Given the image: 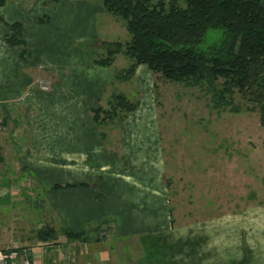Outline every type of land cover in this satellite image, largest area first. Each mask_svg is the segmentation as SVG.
<instances>
[{"label":"crops","instance_id":"obj_1","mask_svg":"<svg viewBox=\"0 0 264 264\" xmlns=\"http://www.w3.org/2000/svg\"><path fill=\"white\" fill-rule=\"evenodd\" d=\"M101 4L8 0L0 6V122L6 119L0 132L1 164L13 169L17 161L35 180L50 186L73 185L46 193L62 230L87 232L89 237L109 233L126 243L123 258L116 254L112 238L108 243L97 235L87 242L70 240L65 233L55 237L53 244L75 255L77 264H264V204L214 216L184 212L180 206L175 217L156 131L147 128L144 115L128 113L123 118L126 127L115 159L111 145L102 140L105 134L89 123L92 105H111L125 92L113 93L116 76L108 67L92 64L93 53L80 47L100 38L99 15L104 22L113 21ZM15 22L24 24L23 35L35 59L23 61L18 47L5 41L7 24ZM143 66L137 67L136 76L146 72L140 71ZM36 70L51 82L44 90L34 89ZM113 116L102 114L98 121ZM14 181L6 172L0 177V202L18 198L13 188L18 179ZM41 261L35 259L34 264Z\"/></svg>","mask_w":264,"mask_h":264},{"label":"rangeland","instance_id":"obj_2","mask_svg":"<svg viewBox=\"0 0 264 264\" xmlns=\"http://www.w3.org/2000/svg\"><path fill=\"white\" fill-rule=\"evenodd\" d=\"M101 3L104 6L103 0ZM106 15L113 21L104 22V15L98 16L97 30L100 38L80 47L85 53H93L91 62L95 65H98L95 60L107 56L110 50H116L113 64L108 67L116 76L117 72L128 68L133 62L125 54L131 35L122 17L111 13ZM215 37L216 33L210 30L203 45L211 44ZM115 42L121 43L117 45ZM143 65L140 71L145 68L146 72L140 74L141 77L135 75L128 81L116 80V91L113 92L118 94L125 91L122 95L128 96L132 103H138L137 109L118 110L119 114H114L104 122L89 119L95 131L99 129L105 134L102 140H106L108 146L111 145L113 158L117 157L114 150L121 147V130L126 127L123 118L128 113L144 115V121L149 124L147 128L156 131L153 134L157 137L158 148L166 164L164 178L170 185L175 217L180 206L184 212L214 216L235 212L250 204H264V127L259 109L253 108V104L246 101L238 91L232 99L228 96L229 105H225V101L218 107L212 86L206 83L194 85L169 81ZM36 74V79L31 75L36 81L34 89L44 90V87H49L51 82L46 80L45 74L39 70H36ZM52 78L58 81L55 75ZM219 87L217 83L216 88ZM110 90L112 92L113 89ZM116 103L114 100L111 105L104 103L105 107H102L111 109ZM92 107L93 111L97 106ZM92 111H89L91 116L94 113ZM127 123L132 124L131 121ZM2 125L0 122V132L3 131ZM131 129L138 128L132 126ZM147 144L146 141L143 143ZM15 164L19 166L10 169L0 163V177L6 172L13 183L14 179H18L17 185L13 187L18 193L14 196L18 198L0 202V247H5L12 239L21 247H39L41 240L38 232L42 227L52 224L50 226L56 229V237L64 234L46 195L49 189L54 188L46 180H35L33 172L17 161ZM105 228L102 231L107 230ZM105 234L97 232L90 234V237L105 236L102 240L109 243L112 236ZM114 243L116 254L124 258L128 253L126 243L118 240ZM56 245L62 246L60 243ZM64 252H67L66 248ZM50 257H46L40 264L55 263V258ZM64 257L66 260L71 258L67 254Z\"/></svg>","mask_w":264,"mask_h":264},{"label":"trees","instance_id":"obj_3","mask_svg":"<svg viewBox=\"0 0 264 264\" xmlns=\"http://www.w3.org/2000/svg\"><path fill=\"white\" fill-rule=\"evenodd\" d=\"M7 1L0 0V6ZM103 4L108 12L123 18L131 35L125 54L133 62L117 72L118 80H130L136 75L137 67L145 64L154 74L169 81L212 86L218 107L225 101L229 105L228 96L232 99L238 91L253 108L259 109L264 127V0H103ZM7 25L10 33L5 41L18 47L23 61L35 59L31 44L23 35L24 24ZM210 30L216 33L215 41L204 46ZM115 54L116 50H110L95 63L109 67ZM217 83L221 87L216 88ZM115 100L113 109L94 108V118L99 120L102 114L137 109L138 103H132L122 94L116 95ZM5 122L3 116L1 123L5 125ZM2 160L0 149V163ZM72 186L55 184L52 187ZM38 233L43 242H51L56 237V229L50 225ZM64 233L70 240L87 242L90 239L87 232L70 228H65ZM74 256L61 264H77Z\"/></svg>","mask_w":264,"mask_h":264},{"label":"built area","instance_id":"obj_4","mask_svg":"<svg viewBox=\"0 0 264 264\" xmlns=\"http://www.w3.org/2000/svg\"><path fill=\"white\" fill-rule=\"evenodd\" d=\"M38 246L21 247L17 241H12L8 247L0 248V264H34L35 259L44 260L46 257L51 259L50 256L55 258L54 264H61L66 260L64 255L67 252H64V247L57 246L52 241L43 242Z\"/></svg>","mask_w":264,"mask_h":264}]
</instances>
